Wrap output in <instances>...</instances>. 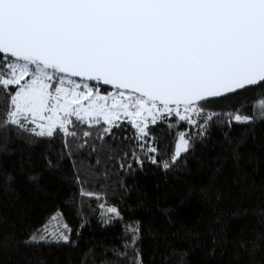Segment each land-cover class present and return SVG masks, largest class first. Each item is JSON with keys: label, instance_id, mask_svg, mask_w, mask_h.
<instances>
[{"label": "snow or ice", "instance_id": "6c2138e0", "mask_svg": "<svg viewBox=\"0 0 264 264\" xmlns=\"http://www.w3.org/2000/svg\"><path fill=\"white\" fill-rule=\"evenodd\" d=\"M262 120L264 0H0V154L22 141L42 148L49 171L71 162L77 203L82 207L84 198H94L102 226L124 227L122 247L114 246L110 259L106 250L100 264H145L143 225L125 224L107 193L96 190L108 187L116 165L120 173L135 175L148 162L167 176L197 158L214 127L227 128L223 135L231 144L234 125L245 126L242 136L255 135ZM122 121L135 130L130 150L115 147L114 129ZM231 158L239 161L235 147ZM217 159L214 173L223 165ZM28 179L39 186L38 175ZM14 180L0 172V188L10 189ZM213 186L210 181L201 188L210 203ZM115 191H130L127 181ZM221 197L216 192L215 202ZM72 231L57 210L23 241L10 245L13 237L5 233L0 264H8L3 255L21 244H75ZM227 231L217 213L204 233L211 246L205 247L199 232L197 246L214 258L219 243L221 255L232 253L228 264H264V232L249 236L241 229L229 239ZM189 251L173 248V264H187ZM168 260L164 253L161 264Z\"/></svg>", "mask_w": 264, "mask_h": 264}, {"label": "trees", "instance_id": "16d2710c", "mask_svg": "<svg viewBox=\"0 0 264 264\" xmlns=\"http://www.w3.org/2000/svg\"><path fill=\"white\" fill-rule=\"evenodd\" d=\"M246 111L251 114V107ZM121 123V128L114 129L115 147L118 150L127 146L130 150L135 130L130 124ZM227 131V128L214 127L206 145L198 148L197 158L188 159L187 168L165 176L155 165L145 162L142 171L131 175L120 173L116 165L109 172L108 187L96 188L107 193V203L118 207L125 224L138 221L143 225L140 243L145 264H152L153 260L161 264L164 253H168V264H173V248L190 250L187 264H204L208 260L211 264H228L232 253L225 251L221 255L220 249L224 246L219 243L214 258L206 257L204 250L197 246V232L202 234L199 239L205 247L211 246L204 233L213 226L217 213L223 214L229 239L241 229L249 236L254 231L264 232V217L260 215V209L264 208V120L255 124V135L249 132L242 136L245 126L234 125L230 132L231 144H226L223 135ZM173 139H169V144ZM60 145V140L54 142L57 149ZM233 147L239 153L238 162L231 158ZM10 148L7 155L0 154V172L7 171L15 177L10 189L0 188V218H3L0 238L7 233L13 237L8 241L10 245L23 241L59 210L63 213V221L73 229L71 240L75 244L61 242L40 247L21 244L18 251L3 255L8 264H100L106 250L110 259L112 248L122 247L124 227L121 223L102 226L100 209L94 198H84L82 207L77 203L80 197L71 162L64 161L60 168L49 171L40 146L30 148L22 141H15ZM218 157L223 158V165L214 173V168L220 166ZM76 164L80 166L79 157ZM31 175L39 176L38 187L28 179ZM123 180L130 189L127 193L115 191ZM210 181L214 185L211 203L201 193V188H206ZM216 192L222 193L218 203L214 199ZM165 209L171 211L166 215ZM186 233H192V238L186 239ZM226 247L230 249L231 245ZM89 250H93L94 255Z\"/></svg>", "mask_w": 264, "mask_h": 264}]
</instances>
